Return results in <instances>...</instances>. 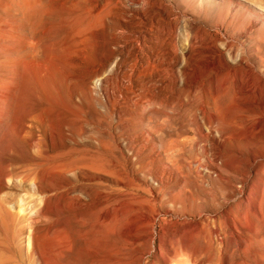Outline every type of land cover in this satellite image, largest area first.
Wrapping results in <instances>:
<instances>
[{
	"label": "rangeland",
	"instance_id": "obj_1",
	"mask_svg": "<svg viewBox=\"0 0 264 264\" xmlns=\"http://www.w3.org/2000/svg\"><path fill=\"white\" fill-rule=\"evenodd\" d=\"M0 214V264H264V0H0Z\"/></svg>",
	"mask_w": 264,
	"mask_h": 264
},
{
	"label": "bare ground",
	"instance_id": "obj_2",
	"mask_svg": "<svg viewBox=\"0 0 264 264\" xmlns=\"http://www.w3.org/2000/svg\"><path fill=\"white\" fill-rule=\"evenodd\" d=\"M19 212H20V211H19ZM36 214H37V213H36ZM0 215H1V214H0ZM28 218H29V217H28ZM11 225H12V224H11ZM5 226H6V225H5ZM11 227H12V226H11ZM9 228H10V227H9ZM32 230H33V229H32ZM1 231H2V229H1ZM32 232H34V230H33ZM148 233H149V232H148ZM29 235H30V234H29ZM152 235H153V233H152ZM34 236H35V234H34ZM31 237H32V235H31V236H28V244L31 245V247L28 246L29 248H33V247H34V246H33V242H32V240L35 239V238L31 239ZM154 237H155V236H154ZM150 238H151V237H150ZM2 239H3V238H2ZM154 239H155V238H154ZM148 240H149V239H148ZM150 240H151V239H150ZM152 240H153V239H152ZM0 241H1V239H0ZM2 241H3V240H2ZM5 241H6V240H5ZM34 241H35V240H34ZM4 243H5V242H4ZM154 245H155V244H154ZM0 246H1V245H0ZM4 246H6V245H4ZM178 246H179V244H178ZM153 247H154V246H153ZM176 247H177V246H176ZM180 247H182V246H180ZM34 249H36V248H34ZM177 249H181V248L178 247ZM30 250H31V249H30ZM32 251H33V250H32ZM176 251H178V250H176ZM4 252H5V251H4ZM35 252H36V250H35ZM35 252H34V253H35ZM29 253H30V252H29ZM36 253H37V252H36ZM31 254H32V253H31ZM200 257H201V256H200ZM200 257H199V258H200ZM29 258H30V256H29ZM197 258H198V256H197ZM197 258H195V260H196ZM199 258H198V261H200ZM35 259H36V258H35ZM193 259H194V257H193Z\"/></svg>",
	"mask_w": 264,
	"mask_h": 264
}]
</instances>
